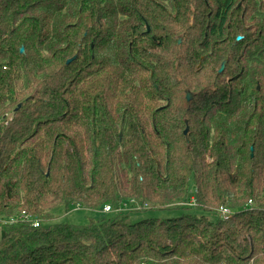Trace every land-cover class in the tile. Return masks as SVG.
<instances>
[{"label": "trees", "instance_id": "trees-1", "mask_svg": "<svg viewBox=\"0 0 264 264\" xmlns=\"http://www.w3.org/2000/svg\"><path fill=\"white\" fill-rule=\"evenodd\" d=\"M23 213L0 264H264V0H0V217Z\"/></svg>", "mask_w": 264, "mask_h": 264}, {"label": "rangeland", "instance_id": "rangeland-1", "mask_svg": "<svg viewBox=\"0 0 264 264\" xmlns=\"http://www.w3.org/2000/svg\"><path fill=\"white\" fill-rule=\"evenodd\" d=\"M180 213L178 210H166V211H152V212H144L141 214H135L130 217V221H140L145 218H161V219H167L174 216H177ZM105 215L111 214V213H103ZM97 214L91 211H87L85 209H74L72 212H70L67 215H62L59 218V221L61 222H67V223H73V224H87L91 218L96 217ZM6 235V232L3 227H0V242L3 239V237Z\"/></svg>", "mask_w": 264, "mask_h": 264}, {"label": "built area", "instance_id": "built-area-1", "mask_svg": "<svg viewBox=\"0 0 264 264\" xmlns=\"http://www.w3.org/2000/svg\"><path fill=\"white\" fill-rule=\"evenodd\" d=\"M191 205H195L194 200L191 202ZM104 213H111L113 209L111 206H106L103 210ZM222 216L230 215V211L228 209L221 210ZM18 223H32L33 227L38 228L40 226V222L34 219L32 216L23 213L17 217H0V227L8 226V225H16Z\"/></svg>", "mask_w": 264, "mask_h": 264}, {"label": "water", "instance_id": "water-1", "mask_svg": "<svg viewBox=\"0 0 264 264\" xmlns=\"http://www.w3.org/2000/svg\"><path fill=\"white\" fill-rule=\"evenodd\" d=\"M240 40V38L238 39ZM24 48L21 49V53H24ZM74 60V59H73ZM73 60H70L68 62V64H70ZM226 65H227V61L223 63L221 69H220V73H223L225 71V68H226ZM194 98V94L191 93V92H187V100L188 102L192 101V99ZM22 105L19 106V108H21ZM6 118V117H5ZM188 132H189V128H187L184 132V135L187 136L188 135ZM253 152H254V148H252V156H253Z\"/></svg>", "mask_w": 264, "mask_h": 264}]
</instances>
